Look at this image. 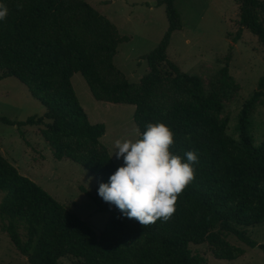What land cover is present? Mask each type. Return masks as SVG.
Here are the masks:
<instances>
[{"label":"trees","instance_id":"trees-1","mask_svg":"<svg viewBox=\"0 0 264 264\" xmlns=\"http://www.w3.org/2000/svg\"><path fill=\"white\" fill-rule=\"evenodd\" d=\"M239 28L257 37L264 62V0H236ZM8 7L0 20V78L14 76L45 107L41 117L0 121L35 125L55 159H70L102 183L122 165L100 138L103 123H92L74 92L80 73L99 101L134 105L139 136L149 123H164L174 133L170 151L186 160L193 151L195 178L178 196L175 213L143 226L115 205L100 206L109 217L94 229L40 185L22 175L0 152V222L9 241L29 264H207L190 244L207 243L215 258L234 260L244 249L228 236L264 251L247 228L264 223V135L256 141L251 111L264 106V69L231 128L221 94L236 87L228 72L230 56L206 89L199 74L182 71L168 58L171 33L181 29L173 0L164 6L168 28L141 58L148 70L138 83L128 81L113 63L120 38L116 26L87 0H0ZM23 7L18 8L17 5ZM22 138L23 132L20 131Z\"/></svg>","mask_w":264,"mask_h":264},{"label":"rangeland","instance_id":"rangeland-1","mask_svg":"<svg viewBox=\"0 0 264 264\" xmlns=\"http://www.w3.org/2000/svg\"><path fill=\"white\" fill-rule=\"evenodd\" d=\"M87 1L117 28L121 41L113 58L116 70L128 81L138 83L148 70L146 60L141 57L155 48L168 28L164 6H156V0ZM173 5L181 29L171 33L166 52L182 71L199 74L209 90L216 84L225 56H230L228 72L236 87L221 94L224 109L219 117H228L232 128L243 102L254 93L263 73L262 47L247 29H242L240 37L232 41L239 28L236 0H173ZM71 83L90 122L104 124L101 143L111 158L123 165V158L113 155L115 141L138 138L139 131L133 120L134 105L96 100L80 73L72 75ZM44 112L45 107L20 80L14 76L0 78V116L21 121L30 116L41 117ZM250 115L253 135L260 141L264 135L263 104L256 102ZM0 152L22 175L66 205L96 233L103 230L109 212L100 211L99 207L111 204L98 194L102 182L70 159H55L37 126L18 128L0 121ZM247 235L264 244V223L248 227ZM228 239L231 244L244 249V253L234 260L215 258L207 243L190 244L189 248L193 254L204 256L207 264H264V251L245 245L233 235ZM0 264H29L11 244L1 222ZM60 264L70 262L62 259Z\"/></svg>","mask_w":264,"mask_h":264},{"label":"clouds","instance_id":"clouds-1","mask_svg":"<svg viewBox=\"0 0 264 264\" xmlns=\"http://www.w3.org/2000/svg\"><path fill=\"white\" fill-rule=\"evenodd\" d=\"M8 11L0 3V20L7 18ZM174 143V133L164 123L147 124L140 139H117L113 155L124 163L109 182L100 184L99 196L144 227L158 219L167 221L176 211L178 196L194 180L193 165L198 162L193 151L185 153L186 160L173 154Z\"/></svg>","mask_w":264,"mask_h":264}]
</instances>
